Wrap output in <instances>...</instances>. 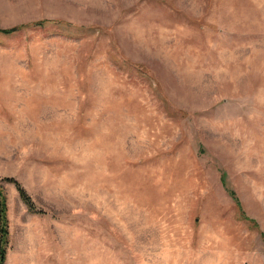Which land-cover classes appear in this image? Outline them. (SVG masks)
Here are the masks:
<instances>
[{
	"label": "rangeland",
	"instance_id": "1",
	"mask_svg": "<svg viewBox=\"0 0 264 264\" xmlns=\"http://www.w3.org/2000/svg\"><path fill=\"white\" fill-rule=\"evenodd\" d=\"M0 188L5 264H264V0H0Z\"/></svg>",
	"mask_w": 264,
	"mask_h": 264
},
{
	"label": "trees",
	"instance_id": "2",
	"mask_svg": "<svg viewBox=\"0 0 264 264\" xmlns=\"http://www.w3.org/2000/svg\"><path fill=\"white\" fill-rule=\"evenodd\" d=\"M12 32L16 30H11ZM10 32V31H8ZM7 181L15 183L21 199L24 201V203L29 207V210L31 212L37 211L35 208V205L33 204L31 197L25 190V188L21 185L20 182H18L15 179H7ZM9 221H8V206H7V200L4 195V192L0 188V264H5L6 262V245L9 238Z\"/></svg>",
	"mask_w": 264,
	"mask_h": 264
}]
</instances>
